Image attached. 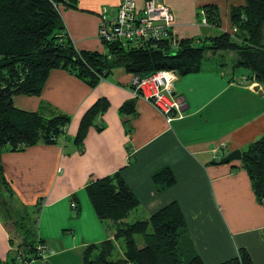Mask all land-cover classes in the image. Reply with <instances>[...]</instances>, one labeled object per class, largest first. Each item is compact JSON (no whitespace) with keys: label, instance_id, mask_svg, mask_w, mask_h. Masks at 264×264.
<instances>
[{"label":"crops","instance_id":"obj_1","mask_svg":"<svg viewBox=\"0 0 264 264\" xmlns=\"http://www.w3.org/2000/svg\"><path fill=\"white\" fill-rule=\"evenodd\" d=\"M120 1L74 0V7L58 6L78 52L107 53L98 38L100 11L105 8L113 14ZM133 1L142 4L144 0ZM162 1L174 14L176 38L196 42L219 36V30L233 34L230 10L245 3ZM210 4L219 9L220 28L200 23L202 7ZM226 54L227 62H211L198 73L178 76L174 94L183 104L182 118L170 123L147 101L135 97L132 75L118 69L95 88L67 71L52 70L39 96L12 98L17 110L70 120L64 137L55 144L40 142L0 156L4 184L29 207L21 219L47 247L49 264H81L86 247L112 238L114 226L97 218L86 186L115 173L139 202L126 222L148 219L176 203L187 227L185 244L204 264L231 260L239 249L247 251L252 264H264V204L257 201L240 161L221 163L230 152L245 151L264 133V88H255L257 83L247 69L234 68L236 55ZM99 99H106L108 109L96 116L78 145L74 139L80 121ZM128 100H134V113H120ZM164 167L172 171L175 184L158 192L151 176ZM5 223L0 218L2 261L7 257L3 245L8 247L12 234Z\"/></svg>","mask_w":264,"mask_h":264},{"label":"trees","instance_id":"obj_2","mask_svg":"<svg viewBox=\"0 0 264 264\" xmlns=\"http://www.w3.org/2000/svg\"><path fill=\"white\" fill-rule=\"evenodd\" d=\"M60 4L74 7V0H0V156L5 151L22 152L40 142L55 144L66 133L69 118H45L17 110L12 104L17 95L39 96L52 70L67 71L95 88L117 69L140 77L163 70H173L178 76L198 73L206 53L223 52L234 53V68L247 69L264 88V0H245L244 6L230 10L235 29L232 35L222 33L198 42L183 39L177 48L169 40L138 48L105 44L106 54L78 52L74 48L57 9ZM202 10L207 24L220 28L218 7L210 4ZM107 109L106 99H99L88 109L80 121L76 144H82L93 120ZM119 112L133 114L134 100L123 103ZM240 167L247 173L257 201L264 204V133L241 153ZM151 179L158 192L175 184L168 167L155 172ZM86 192L97 218L110 222L114 234L98 245L86 247L83 264H204L185 244L187 227L176 203L148 219L128 223L129 214L139 202L119 173L88 184ZM12 223V229L4 225L9 233L15 232L8 240L17 252L13 264H18V256L29 263L40 259L36 245L43 242L36 238L32 227L24 219ZM136 237L142 238V246H138ZM237 253L220 264H252L246 250L239 249Z\"/></svg>","mask_w":264,"mask_h":264},{"label":"built area","instance_id":"obj_3","mask_svg":"<svg viewBox=\"0 0 264 264\" xmlns=\"http://www.w3.org/2000/svg\"><path fill=\"white\" fill-rule=\"evenodd\" d=\"M174 23V14L162 0H144L142 4L133 0H121L113 14H108L105 8L100 11L98 38L104 44L131 48L169 40L171 46L177 48L179 39L173 33ZM202 23L206 22L203 20ZM177 78L178 74L173 70L158 71L147 77L132 76L131 89L135 97L147 101L167 123H170L174 119L182 118L183 112V104L174 94ZM254 86L261 88L258 83ZM75 207L72 203L71 208ZM46 250L47 247L42 243L36 245L40 258H47ZM16 261L18 264L23 262L20 256Z\"/></svg>","mask_w":264,"mask_h":264},{"label":"rangeland","instance_id":"obj_4","mask_svg":"<svg viewBox=\"0 0 264 264\" xmlns=\"http://www.w3.org/2000/svg\"><path fill=\"white\" fill-rule=\"evenodd\" d=\"M201 14H203L204 18H202V20H201L200 23L202 25H205V26L208 25L207 24V21L205 19V13H204V11H202ZM203 20L206 22L205 24L202 23ZM219 32H217V34H221L223 31H220L219 30ZM234 32H235V29L233 27V33ZM230 35H232V34H230ZM216 36H218V35H216ZM224 54L225 53H223V52H220V53H217V54L206 53L204 59L202 60V66L203 67H206L207 64H209L211 62L219 65V64H221L223 62V60H225L227 62L228 61L227 54L226 55H224ZM219 55H224V58L220 57ZM233 55L235 56L234 53H233ZM118 71L119 72H122L123 70L118 69ZM240 71H243L245 74L247 73V70H245V69H240ZM64 135L65 134H61L59 136V138L64 137ZM8 186H9L8 184L7 185L4 184V182H3V175L1 174L0 175V212H1L0 213V218L2 220H5V222L7 223L8 227L10 229H12V228H14V224L12 222L13 221H19V220H21V218H25V215L26 214L28 215L29 207L28 206H25V205H22L20 199L18 198V193L15 192L13 190V188L8 187ZM23 208H25V209H23ZM41 209H42V206H41V203H39V205H38L39 212L41 211ZM24 210H25V212H24ZM6 211H8L9 213H11V215H7L6 214ZM21 212H23V214ZM39 212H38V214H39ZM4 216H5V219H4ZM106 224H109L110 225L109 222H106ZM10 233L14 234L15 232H13L11 230ZM136 241L138 243V246L139 245L140 246L142 245V238L136 237ZM14 247H17V244L15 242H14ZM15 249H13L9 245V243H8V247H6L5 245H3V250H5V254H6L7 257H5V260L4 261H2V260H0V261L1 262H5V263L8 262V264H13L12 260L15 259V255H17V252L14 253V250ZM32 263H35V264H49V261L47 259H43L41 257L40 259H37V260H35ZM186 263H187L186 261H183V264H186ZM81 264H83V261H81Z\"/></svg>","mask_w":264,"mask_h":264},{"label":"water","instance_id":"obj_5","mask_svg":"<svg viewBox=\"0 0 264 264\" xmlns=\"http://www.w3.org/2000/svg\"><path fill=\"white\" fill-rule=\"evenodd\" d=\"M241 152L239 150H234L221 159V163L228 164L234 161H240Z\"/></svg>","mask_w":264,"mask_h":264}]
</instances>
